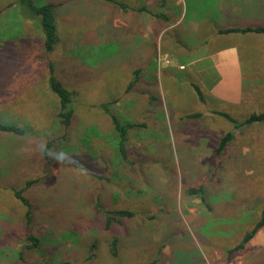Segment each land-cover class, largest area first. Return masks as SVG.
<instances>
[{
	"label": "rangeland",
	"instance_id": "1",
	"mask_svg": "<svg viewBox=\"0 0 264 264\" xmlns=\"http://www.w3.org/2000/svg\"><path fill=\"white\" fill-rule=\"evenodd\" d=\"M128 1L126 7L135 8L136 0ZM157 1L169 3L142 4L154 14L144 16L147 25L173 11L169 6L154 12L158 7L150 2ZM34 2L57 4L59 42L52 52L45 51L40 17L23 0H0V121L29 131L23 136L0 131V264H167L174 256L193 264L264 263L258 246L230 251L264 207V121L243 123L264 112V67L255 79L247 76L255 70L246 68L255 90L236 107L203 103L186 71L171 75L173 66H186L162 49L146 70L155 73L150 84L139 79L128 88L142 71L122 66L120 54L128 45L105 14V8L125 7L110 0ZM182 2L174 7L187 2L188 17L202 8L217 10L214 0ZM97 11L102 17L95 20ZM50 63L73 92L69 126L58 117L61 103L48 81ZM106 109L122 122L144 124L128 130V161L115 155L116 134ZM228 132L232 138L219 150ZM63 133L66 147L52 148L48 164L44 148ZM28 181L34 183L23 196L31 207L14 191ZM200 186L204 199L188 192ZM103 206L135 212L126 232L105 227ZM28 234L41 238L37 248L26 246ZM251 240H264V228Z\"/></svg>",
	"mask_w": 264,
	"mask_h": 264
},
{
	"label": "crops",
	"instance_id": "2",
	"mask_svg": "<svg viewBox=\"0 0 264 264\" xmlns=\"http://www.w3.org/2000/svg\"><path fill=\"white\" fill-rule=\"evenodd\" d=\"M124 1L130 4L128 0ZM150 3L158 7L153 9L154 12H161L169 6L173 11L170 14L166 13L163 19L157 16V21L154 19L147 25L146 19L149 18L145 17L154 14L146 10L140 11L142 4H145L144 0L133 2L132 6H135L133 9L121 8L120 11L106 12L105 8V14L112 20L114 28L121 32L119 33L121 43L128 45L127 49L122 51V55L120 54L122 66L127 69L135 67L142 71L140 78L136 74L138 81L135 84H140L139 79H142L144 85L150 84L148 79L155 73L146 70L153 63L156 51L162 49L173 54L177 62L186 66L184 70L173 66L175 72L172 71L171 75L176 76L178 72L186 71L188 83L200 87L205 99L203 103L212 101L225 107H236L246 103L255 87L252 81H247L245 70L246 68L255 70V73L247 75L255 79L259 70L264 67V32L223 30L263 27L264 0H214L212 5L215 4L217 9L214 13L205 12L202 8L200 12H194L190 17L186 13L189 9L187 2L182 7L180 5L178 8L174 7L183 3L182 0ZM101 17L102 13L97 11L94 19L98 20ZM173 30L176 31L167 36L168 41L166 34ZM247 244L258 246L259 251H264V240H250ZM258 255L256 263H260L263 253ZM170 260L167 264H193L182 256L179 258L174 256L172 261ZM174 260L175 263H172Z\"/></svg>",
	"mask_w": 264,
	"mask_h": 264
},
{
	"label": "trees",
	"instance_id": "3",
	"mask_svg": "<svg viewBox=\"0 0 264 264\" xmlns=\"http://www.w3.org/2000/svg\"><path fill=\"white\" fill-rule=\"evenodd\" d=\"M113 1L120 6H123L125 8L126 4L124 2H120L118 0H110ZM23 2L28 5L29 8L34 12V15L40 17V23L44 32V48L46 52H52L55 49L56 44L59 42V35H58V30H57V22H56V13L54 11L55 6L57 5L54 2H47L42 5H36L34 0H23ZM140 9L144 10H149L146 7H141ZM224 32H230V31H241V32H248V31H255V32H264V26L256 27V28H228L223 30ZM48 81L50 84L51 89L60 97V103L61 107L58 113V117L60 121L63 123L65 126H69L72 120L73 116V109L70 107L71 101H72V95L73 92L72 90L68 89L62 81L57 77L55 73V67L53 66L52 63H50L49 67V76H48ZM138 81V77H136L132 82H130L128 88H133L135 83ZM196 91L198 92L199 98H201L203 101L204 95L196 84L193 85ZM106 111L111 114V120L114 125V131L116 134L114 145L116 149V156L121 157L125 161H128V155H127V143H128V130L130 128L134 127H140L143 126L144 124L142 123H133V122H122L120 118L112 113L110 110ZM226 117L230 118L231 120L235 121L229 114L227 113H222ZM194 116L195 114H191ZM255 121H264V112L261 113H253L250 115L246 120L243 121V123H252ZM242 123V122H241ZM0 131H6L14 134H19V135H26L29 131L26 127L20 126V125H15V124H10V123H4L0 121ZM66 135L63 133L60 136H57L56 138L48 141L47 145L44 148V155H45V161L48 160V164L52 162V157H51V149H57L62 146L66 147L64 142ZM232 138L231 132H228L224 138H222L219 150H223L228 143V141ZM54 143L58 144V146H54ZM61 143V145H60ZM54 146V147H53ZM63 147V149H64ZM51 174V173H50ZM113 177V176H112ZM112 177H107L106 179L108 181H111ZM34 181H28L27 185L21 186L19 188H14L13 190L15 191L16 197L22 201L24 204L27 206L31 207L32 203L31 201L23 196V193L25 192V189L28 188V186L32 185ZM204 187H190L188 189L189 193H196L198 194L202 199L205 198L204 196ZM98 208H102L101 203H98ZM103 213L105 216V227L107 229L112 228V227H123L124 232L127 231L126 224L129 219L132 217H135V212L131 209L128 208H105L103 206ZM260 218L257 220L256 223H254L253 227L248 230L242 237V240L237 243L230 251H234L238 248H243L253 237L254 235L262 228H264V207L260 211ZM28 220L31 219L30 216V211L28 210L26 212ZM27 239L30 241L29 244H26L27 247L30 248H37L36 246L40 245L39 236H35L34 234H28ZM113 242L111 245V250L114 254H116V244L117 241L119 240V237L116 236L113 238ZM91 257V255H90Z\"/></svg>",
	"mask_w": 264,
	"mask_h": 264
}]
</instances>
